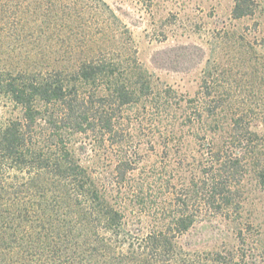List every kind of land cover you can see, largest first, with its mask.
<instances>
[{
  "label": "trees",
  "instance_id": "trees-1",
  "mask_svg": "<svg viewBox=\"0 0 264 264\" xmlns=\"http://www.w3.org/2000/svg\"><path fill=\"white\" fill-rule=\"evenodd\" d=\"M103 51L64 68H0L10 115L0 121V264H264L243 215L255 162L264 185L260 133L233 117L221 145L195 135L192 163L172 129L159 134L158 158L145 160L132 145L143 123L134 129L124 116L145 86ZM210 226L219 247L184 241Z\"/></svg>",
  "mask_w": 264,
  "mask_h": 264
},
{
  "label": "rangeland",
  "instance_id": "rangeland-1",
  "mask_svg": "<svg viewBox=\"0 0 264 264\" xmlns=\"http://www.w3.org/2000/svg\"><path fill=\"white\" fill-rule=\"evenodd\" d=\"M53 1L0 0L1 69L64 68L76 62L73 56L107 51L121 59L125 76L132 73L145 86L140 103L124 114L134 129L143 123L132 145L145 160L158 158L159 134L174 129L184 133L183 151L193 163L200 149L195 135L215 134L221 145L232 118L243 116L261 135L264 166V0ZM8 110L0 99L1 122ZM197 115L205 123L189 125ZM257 164L243 182V215L264 253ZM184 241L199 250L220 246L212 226L194 229Z\"/></svg>",
  "mask_w": 264,
  "mask_h": 264
}]
</instances>
